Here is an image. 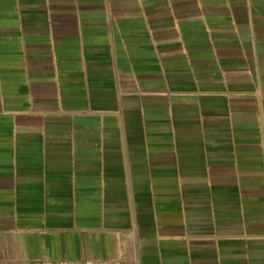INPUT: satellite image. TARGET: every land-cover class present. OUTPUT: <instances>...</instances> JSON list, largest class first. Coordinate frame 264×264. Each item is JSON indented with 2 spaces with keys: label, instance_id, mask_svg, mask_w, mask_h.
Listing matches in <instances>:
<instances>
[{
  "label": "crops",
  "instance_id": "crops-1",
  "mask_svg": "<svg viewBox=\"0 0 264 264\" xmlns=\"http://www.w3.org/2000/svg\"><path fill=\"white\" fill-rule=\"evenodd\" d=\"M264 264V0H0V264Z\"/></svg>",
  "mask_w": 264,
  "mask_h": 264
},
{
  "label": "built area",
  "instance_id": "built-area-1",
  "mask_svg": "<svg viewBox=\"0 0 264 264\" xmlns=\"http://www.w3.org/2000/svg\"><path fill=\"white\" fill-rule=\"evenodd\" d=\"M29 264H122L121 261H96V260H41Z\"/></svg>",
  "mask_w": 264,
  "mask_h": 264
}]
</instances>
